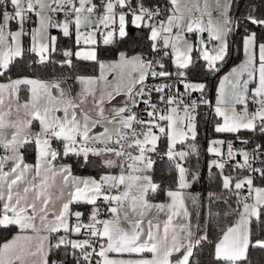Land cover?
I'll return each mask as SVG.
<instances>
[{"label": "snow or ice", "instance_id": "1", "mask_svg": "<svg viewBox=\"0 0 264 264\" xmlns=\"http://www.w3.org/2000/svg\"><path fill=\"white\" fill-rule=\"evenodd\" d=\"M238 7L0 0V227L16 229L0 243V264H198L194 250L205 242L214 264H247L250 248L264 250V143L243 135L264 137V0H247L244 14ZM130 27L144 48L100 59L98 49L118 47ZM234 55L239 63L225 70ZM74 61L99 69L75 77L76 95L63 76L13 77L20 65L54 71ZM118 96L123 104L113 106ZM201 109L224 137L206 149L221 187L210 195L233 217L215 241L197 234L186 205L185 189L199 178L189 162L201 156ZM154 157L167 160L175 187L154 178ZM69 158L96 164L98 178L75 175ZM160 192L167 199L153 202Z\"/></svg>", "mask_w": 264, "mask_h": 264}, {"label": "trees", "instance_id": "2", "mask_svg": "<svg viewBox=\"0 0 264 264\" xmlns=\"http://www.w3.org/2000/svg\"><path fill=\"white\" fill-rule=\"evenodd\" d=\"M163 2V0H161ZM259 3V0H257ZM238 3V12L240 14H244L247 12V0H237ZM54 35L60 37L58 32H54ZM236 40L239 41V37H236ZM61 47H71L72 41L68 40L67 38L60 37L59 40ZM144 48V41L142 39V34L139 33L135 28H129V35L126 37L118 47L112 46H101L98 49L99 58L102 60L105 59H114L117 57L118 51H128L129 53L133 51H140ZM59 56H56V59H59ZM239 61V59L234 55L230 60L226 69L231 67L234 63ZM75 67L73 69L68 68H55L53 71L51 67L47 69H37L33 71L32 69L27 68L25 65H20L17 70L13 72V77L17 75H25V76H34L40 79H49V78H58V77H66V78H75L76 76L84 75V76H94L98 73V66L95 65L94 62H84V61H74ZM195 79V77H193ZM209 87L214 89L216 84V79L209 78L208 80ZM214 94V93H213ZM210 94V98L212 95ZM206 109H201L202 115L198 117V133L197 136V143L200 147L201 156L199 160V164L196 165L195 161L192 160L191 163L194 167H201V181L203 187L208 190L209 198H208V214L206 220V229L205 234L208 236V241H215L220 233L219 228H224L229 226L232 223L233 217L232 216H225L224 213L227 211V206L223 204L221 201L216 200L210 194L212 193H220V179L217 172V169L208 166V160L213 158L214 156L211 155L206 151L209 146V140L213 138H224L220 136V134H216L213 132V125L209 122L208 118L203 115L206 112ZM246 137H251L255 142L264 143V137H260L258 134L254 135L252 133H243ZM231 139V137H228ZM161 154L164 150V144L161 143L160 145ZM28 161L32 162L33 154L31 151L27 154ZM157 163L155 165V176L154 178L161 183L162 187H175L174 179H175V172H172L171 175L168 174V162L166 159H161L160 157H154ZM72 165L73 173L75 174H90L93 176L98 177L100 174V169L96 166V164L88 163L85 164L82 160L77 161L75 158H69L66 160ZM188 166V165H186ZM231 169L225 170V174H228ZM163 192L158 193L154 200L160 201L164 199ZM227 193H224L221 199H226ZM230 203L232 201H229ZM89 206H76L75 209L80 211H84L85 215H87V208ZM16 229L12 228H3L0 227V243L8 239ZM212 244L205 242L198 248L194 250V257L193 261L198 262V264H214L213 257H212ZM247 264H264V250L259 248H250L248 253V261Z\"/></svg>", "mask_w": 264, "mask_h": 264}, {"label": "crops", "instance_id": "3", "mask_svg": "<svg viewBox=\"0 0 264 264\" xmlns=\"http://www.w3.org/2000/svg\"><path fill=\"white\" fill-rule=\"evenodd\" d=\"M116 58H114V59H116ZM114 59H105V61L114 60ZM236 63H239V61H237ZM236 63H234V64H236ZM98 75H99V70H98V73L94 76H98ZM108 78H109V80L112 79L111 76H109ZM49 79H53V78H49ZM49 79H45V80H49ZM67 84L72 88L74 95L79 93L81 85L79 84V82L75 78H67ZM123 101H124V97L118 96L111 102V104L113 106H119V105L123 104ZM213 158H215V157H213ZM32 162H34V160ZM65 163L70 164L67 161H65ZM75 175L84 176V177L93 176L90 174H75ZM200 180H201V178H200ZM185 192L189 196V199L186 201V205L189 208L190 220H191L193 227L195 228L197 234L203 235V234H205V229H206L209 192L207 189H205L203 187L202 181H200L199 183H197V182L191 183V186L189 188L185 189ZM166 199H167L166 197H164V199L160 200V201H156L153 199V202H162V201H165ZM193 199L196 200L195 204L193 203ZM75 210H78V209H75ZM15 233H16V231L8 239H11ZM8 239H6V240H8ZM177 256H179V254H174L173 259H175Z\"/></svg>", "mask_w": 264, "mask_h": 264}, {"label": "rangeland", "instance_id": "4", "mask_svg": "<svg viewBox=\"0 0 264 264\" xmlns=\"http://www.w3.org/2000/svg\"><path fill=\"white\" fill-rule=\"evenodd\" d=\"M212 159H214V158H211V159L208 160V166H209L210 161H211ZM200 176H201V167H199V178H198L197 180L193 181V182H197V183H199V182L201 181V180H200ZM193 182H192V183H193Z\"/></svg>", "mask_w": 264, "mask_h": 264}, {"label": "built area", "instance_id": "5", "mask_svg": "<svg viewBox=\"0 0 264 264\" xmlns=\"http://www.w3.org/2000/svg\"><path fill=\"white\" fill-rule=\"evenodd\" d=\"M181 90H182V88H181ZM195 95V94H194ZM141 107H143V105H141ZM237 147H241V145L237 142V145H236ZM254 146V144H249V145H247L246 147H248V148H251V147H253ZM237 159H239V157H237ZM258 166V165H257Z\"/></svg>", "mask_w": 264, "mask_h": 264}]
</instances>
